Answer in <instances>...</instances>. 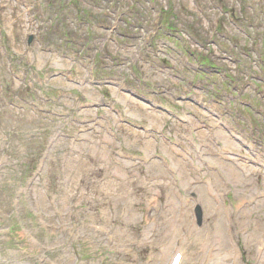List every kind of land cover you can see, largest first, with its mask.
<instances>
[{
    "label": "rangeland",
    "instance_id": "374dc122",
    "mask_svg": "<svg viewBox=\"0 0 264 264\" xmlns=\"http://www.w3.org/2000/svg\"><path fill=\"white\" fill-rule=\"evenodd\" d=\"M257 238L264 0H0V264H264Z\"/></svg>",
    "mask_w": 264,
    "mask_h": 264
},
{
    "label": "bare ground",
    "instance_id": "6f19581e",
    "mask_svg": "<svg viewBox=\"0 0 264 264\" xmlns=\"http://www.w3.org/2000/svg\"><path fill=\"white\" fill-rule=\"evenodd\" d=\"M203 131H205V130H198V133L197 134H204L203 133ZM213 135H215L214 137H216V138H218V139H220V140H222V141H224V148L225 149H228L230 152H228V153H226V155H225V157L226 158H228V159H231L232 161H233V163H234V165H230V164H228V165H225L224 163H223V161L220 159V158H216V157H214L213 155L212 156H209V157H206L207 155H204V160L205 161H210V162H212L213 161V163L215 162V160H216V162L219 164V166H221V167H223V168H227V170H229V173H227L226 174V176H227V178L228 179H230L232 182H234V183H237V185H236V187H239V188H241V187H243V188H246V187H248L247 185H245L247 182H250L251 181V177H252V175L254 174V171L251 169V168H249V166H247V165H245V163H241L239 160H237V159H235L234 157L233 158H230V155L232 154V149L234 148V146H235V143L234 142H231L230 140H227L225 137H224V134H223V132L222 131H219V132H215V133H213L212 134V136ZM197 138H199L200 140H203V141H209V142H211L212 140V138L210 139V137L208 138V137H201V136H198L197 135ZM190 140V139H189ZM193 142V141H192ZM148 145H150V143H148ZM233 147V148H232ZM162 150H164V151H166L167 150V146H166V144H162ZM172 154V153H171ZM171 154H169L168 153V155H169V158H170V156H171ZM234 154V153H233ZM175 157V156H174ZM176 158V157H175ZM175 158H172V163L174 162V163H177V164H182L181 166L183 167V173H185L183 176H185L186 178H189V177H191L192 178V176L191 175H188V171H187V169H186V162H183L184 160H186V159H188V157L186 158V155L184 154V155H182V158L181 159H179V160H176ZM199 159V158H198ZM171 160V159H170ZM181 160H183V161H181ZM185 163V164H184ZM199 163V162H198ZM176 164V165H177ZM209 165V164H208ZM241 169V170H240ZM181 171V170H180ZM211 172V171H210ZM217 175L220 179H221V182H220V184L219 183H217V185L218 186H220V188H219V190L217 191V195H215V197L213 196V195H211V198L214 200H212V199H209V198H204V199H202V202L204 203V205L206 206V207H204L203 205V207H204V209H205V213H206V216L207 215H210V214H208L209 213V211L210 210H212L213 211V213H215V212H217V207H219V197L221 196L220 195V191H221V189H222V187H223V184L225 183V182H223V178H222V176H221V174H219V173H214V172H211L209 175H208V177H207V179H208V181L206 182V184H205V187L208 185V184H210L211 182H212V180H210V176L211 175ZM179 176H180V178H182V176L180 175V173H179ZM183 185V184H182ZM196 192H197V194L199 195V197H198V200H199V198H200V193H199V188L196 190ZM216 192V191H215ZM203 193V192H202ZM178 194V193H177ZM203 194H205V193H203ZM202 194V195H203ZM216 194V193H215ZM204 197V196H203ZM245 199H242L240 202H239V205H240V207L242 206V205H244V203H245V201H244ZM130 201V200H129ZM200 201V200H199ZM180 200H179V203H178V205H179V207H178V210L180 211V206L182 207V209H181V215H183L184 213H182L183 212V210H184V202L185 201H183L182 202V204H180ZM202 202L200 201V203L202 204ZM214 202V204L217 206V207H215V205H214V207L212 206V208H211V204ZM211 208V209H210ZM219 210H220V207H219ZM225 211V213H226V209L224 210ZM246 210H244V211H241V210H239L238 212H237V214L239 215V217L238 218H243V216H242V214L245 212ZM241 212H242V214H241ZM213 213H211V215H214ZM211 215L210 216H207V219H209L210 217H211ZM236 220H237V217L235 218ZM206 226H207V224H206ZM220 226V225H219ZM220 228L221 229H223V225H221L220 226ZM205 231L207 232V230L205 229ZM216 231V230H215ZM210 235V234H209ZM210 237H213V238H216L215 237V234H214V236H211L210 235ZM226 239V237H225V234H223V233H221V235H219V242H221L222 243V245H221V251H222V249L223 250H225L223 247H225V242H224V240ZM259 240V239H258ZM257 240V246H256V252L257 251H260V247H263V242H259ZM214 241H216V240H214ZM227 242V241H226ZM216 243H218V242H216ZM228 244V243H227ZM227 244H226V246H227ZM166 256V255H165ZM231 255H229L228 253H226L225 252V255H224V257H225V259L224 260H222V262H220L221 264H227V260H228V258L230 257ZM262 258H263V260H264V254L262 255ZM183 260L184 259H182V260H180V263L179 264H182L183 263ZM172 261V260H171ZM219 264V263H218Z\"/></svg>",
    "mask_w": 264,
    "mask_h": 264
},
{
    "label": "water",
    "instance_id": "95a60500",
    "mask_svg": "<svg viewBox=\"0 0 264 264\" xmlns=\"http://www.w3.org/2000/svg\"><path fill=\"white\" fill-rule=\"evenodd\" d=\"M31 40V39H30Z\"/></svg>",
    "mask_w": 264,
    "mask_h": 264
}]
</instances>
